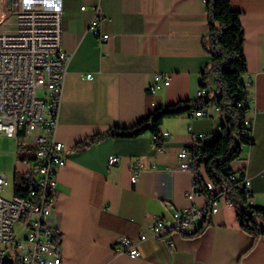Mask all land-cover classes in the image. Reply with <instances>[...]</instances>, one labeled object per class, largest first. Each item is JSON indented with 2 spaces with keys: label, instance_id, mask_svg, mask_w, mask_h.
<instances>
[{
  "label": "crops",
  "instance_id": "0c3cea01",
  "mask_svg": "<svg viewBox=\"0 0 264 264\" xmlns=\"http://www.w3.org/2000/svg\"><path fill=\"white\" fill-rule=\"evenodd\" d=\"M231 5L244 30V79L254 83L249 89L254 145L244 147L231 167L250 180L253 205L264 208V0ZM97 6L108 19L106 42L89 31ZM62 8V48L72 57L56 131L66 165L57 177L53 218L63 264H264V235L250 250L254 238L242 230L225 195L195 236L172 234V246L148 239L138 245L137 259L114 250L121 238L137 241L147 234L156 217L207 204L204 194L188 199L194 173L178 168L177 154L193 136L213 137L221 123L215 105L203 117L192 112L166 119L161 133L169 137L161 152L151 133L76 148L113 127H133L155 109L199 98L211 62L202 44L208 36L207 0H62ZM156 75H169L170 84L153 96L148 89ZM113 156L119 164L110 166ZM137 161L147 169L133 184ZM200 176L209 181L203 165Z\"/></svg>",
  "mask_w": 264,
  "mask_h": 264
},
{
  "label": "built area",
  "instance_id": "2783aa9c",
  "mask_svg": "<svg viewBox=\"0 0 264 264\" xmlns=\"http://www.w3.org/2000/svg\"><path fill=\"white\" fill-rule=\"evenodd\" d=\"M62 14V0H0V137H21V143L27 144L24 146V164L28 166V177L34 185L26 196L14 195L10 200L0 196V264H63L53 216L57 177L66 165V158L56 131L72 55L62 48ZM107 20L100 7H94L89 31L101 42L109 39L103 32ZM169 84V75H156L155 83L148 91L155 96ZM246 85L250 89L254 83L247 81ZM209 88V82L202 79L199 97L206 96ZM39 91L44 95L39 96ZM152 104L157 105L155 101ZM195 115L203 117L205 113L197 111ZM244 125V135H251L252 120L247 118ZM221 131V126L215 129V133ZM167 137L169 133L153 137L158 151L163 150ZM211 139L208 135L193 136L190 145L177 154L178 168L193 171V165L199 159L195 144ZM119 160L113 156L109 165L119 164ZM146 169L142 162L134 164L133 184L138 181L139 173ZM151 170H156V166L153 165ZM230 180L237 181L239 177L231 175ZM8 186L7 177L0 175V192ZM238 188L246 192L253 205L250 180L243 178ZM204 190L219 191L210 181L203 185L194 183L188 199L192 201ZM226 191L227 187H224L223 192ZM219 207L220 199H210L203 207L191 205L170 215L156 217L147 234H141L137 241L121 238L114 250L137 259L140 257L138 245L148 239H164L172 246L170 235L186 238L197 235L200 225L216 214Z\"/></svg>",
  "mask_w": 264,
  "mask_h": 264
},
{
  "label": "trees",
  "instance_id": "16d2710c",
  "mask_svg": "<svg viewBox=\"0 0 264 264\" xmlns=\"http://www.w3.org/2000/svg\"><path fill=\"white\" fill-rule=\"evenodd\" d=\"M208 36L202 44L210 54L211 62L202 74L203 81H214L206 96L194 101L180 102L176 105L155 109L148 117L141 119L130 128L113 127L103 134L96 135L79 143L76 148L83 149L106 138L135 139L147 133L160 136L161 127L166 119H173L197 111H206L216 106L221 119L220 133H213L209 141H199L194 149L199 155L193 165L195 183L203 185L200 167H205L206 175L219 191H203L207 200L220 199L226 196L235 207L242 230L254 238V243L264 235V208L249 203L246 192L238 188L244 178L230 180L236 173L232 163L238 160L244 147H251L254 141L251 135H244L245 120L249 118L250 92L244 75L247 72L244 57V30L240 21V13L232 8L231 0H207ZM241 105V107H239ZM252 131V130H251ZM158 144V142H157ZM22 150V151H21ZM21 161L26 160L25 148L20 143ZM22 182L16 185V196H26L34 187L28 173L23 174ZM227 187L224 193L223 188Z\"/></svg>",
  "mask_w": 264,
  "mask_h": 264
},
{
  "label": "rangeland",
  "instance_id": "374dc122",
  "mask_svg": "<svg viewBox=\"0 0 264 264\" xmlns=\"http://www.w3.org/2000/svg\"><path fill=\"white\" fill-rule=\"evenodd\" d=\"M43 95V92L39 91V96ZM21 142V137H0V175L6 176L9 181V186L0 192V196L7 200L13 198L15 186L21 184L23 174L28 172V166L21 161L22 150L19 151ZM22 145L27 146V144Z\"/></svg>",
  "mask_w": 264,
  "mask_h": 264
},
{
  "label": "bare ground",
  "instance_id": "6f19581e",
  "mask_svg": "<svg viewBox=\"0 0 264 264\" xmlns=\"http://www.w3.org/2000/svg\"><path fill=\"white\" fill-rule=\"evenodd\" d=\"M203 112V111H202ZM196 113V112H195ZM220 126V125H219ZM214 134H215V130H214V132H213Z\"/></svg>",
  "mask_w": 264,
  "mask_h": 264
}]
</instances>
